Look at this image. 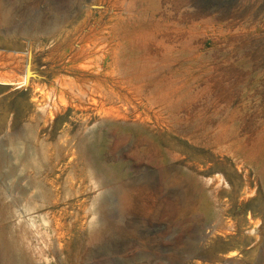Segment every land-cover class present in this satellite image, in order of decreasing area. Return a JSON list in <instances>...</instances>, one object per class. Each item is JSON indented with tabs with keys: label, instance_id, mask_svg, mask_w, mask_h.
<instances>
[{
	"label": "rangeland",
	"instance_id": "obj_1",
	"mask_svg": "<svg viewBox=\"0 0 264 264\" xmlns=\"http://www.w3.org/2000/svg\"><path fill=\"white\" fill-rule=\"evenodd\" d=\"M0 64V264H264V0H0Z\"/></svg>",
	"mask_w": 264,
	"mask_h": 264
},
{
	"label": "bare ground",
	"instance_id": "obj_2",
	"mask_svg": "<svg viewBox=\"0 0 264 264\" xmlns=\"http://www.w3.org/2000/svg\"><path fill=\"white\" fill-rule=\"evenodd\" d=\"M48 11H50V10H48ZM18 12H20V14H21V16H22V19H23V23H24V19H25V13L23 12V10H21V9H19V8H14L12 11H11V13L10 14H14V13H18ZM66 12V11H65ZM4 13H5V20H9V18H8V13H9V10H7V8H5V10H4ZM32 18V17H31ZM34 18V17H33ZM5 20H3L4 22H5ZM58 18H54V19H51V20H49V22H45V23H43V22H39V23H36V25L34 26V30L33 31H35V32H37V33H39V32H42L43 30H50V29H52L53 27H55L57 24H58ZM63 20V19H62ZM65 23V22H64ZM20 28H22V29H20ZM20 28H18L19 30H21L23 33H25V34H29V32H31V29L27 26V24H23L22 26H20ZM14 33V32H13ZM101 46V45H100ZM82 47V46H81ZM89 47V46H88ZM87 47V48H88ZM99 48V47H98ZM30 50V49H29ZM75 50H77V49H75ZM23 54V53H22ZM72 54V53H71ZM32 55V54H31ZM33 57V56H32ZM28 58H30V57H28ZM64 58V57H63ZM1 65V64H0ZM4 67V66H3ZM15 67H16V65H15ZM29 69V68H28ZM31 73V72H30ZM28 74V73H27ZM28 78V77H27ZM57 80V79H56ZM25 81H26V78H25V76H24V79L21 81V83H20V85H24L25 84ZM55 82V81H54ZM29 82H28V80H27V84H28ZM52 117V116H51ZM114 133V132H113ZM90 138H92L91 136H89V138H88V143H89V145H88V147L91 145L90 143L92 142V141H90L89 139ZM93 146L91 145V147H89V149H90V152H92V153H95V148L93 147ZM19 155L22 157V159L24 158V157H26L27 155H26V152L24 151V149L22 150V151H20L19 152ZM50 159H51V162L49 163V164H47L46 162H45V165H46V167H48L49 168V170H50V172L51 171H53L54 169H55V162L57 161V159H58V155L56 154L55 155V153H53L51 156H50ZM35 169H37L39 172H40V170H42V166H38V165H36L35 166ZM48 177V176H47ZM46 177V178H47ZM264 177V176H263ZM35 179V178H34ZM34 179H32V181L34 182V183H37V182H35V180ZM59 180V178L57 177H55V178H52V177H49L48 179H47V181L44 183L45 184V187H46V183L47 184H49V187L52 189L51 191H50V189L48 188V187H46V188H44L43 187V190H41L42 192H41V194H42V196H43V198H44V202L45 203H49V200L51 199V197H50V195H51V193H52V191H58V189L55 187L56 185H55V183H56V181H58ZM43 183V182H42ZM220 186V185H219ZM58 193H60V191L58 192ZM57 196V195H56ZM59 203V199H56L54 202H53V204H55V205H57ZM109 210V209H108ZM110 216V215H109ZM253 232V231H252ZM3 240L5 241V242H7V243H5V245L3 244ZM3 240L1 239V242H2V252L6 255V257H7V261L9 262V263H11V262H14V263H12V264H19L20 263V261H21V256H20V252H19V250L15 247V246H13V245H11L8 241H9V239H5V238H3Z\"/></svg>",
	"mask_w": 264,
	"mask_h": 264
},
{
	"label": "water",
	"instance_id": "obj_3",
	"mask_svg": "<svg viewBox=\"0 0 264 264\" xmlns=\"http://www.w3.org/2000/svg\"><path fill=\"white\" fill-rule=\"evenodd\" d=\"M27 76H28V78H29V76H30V72H28V75H27ZM28 78H27V80H29Z\"/></svg>",
	"mask_w": 264,
	"mask_h": 264
}]
</instances>
